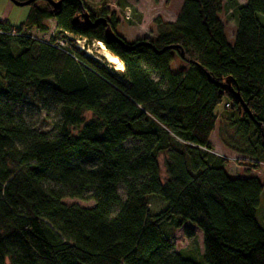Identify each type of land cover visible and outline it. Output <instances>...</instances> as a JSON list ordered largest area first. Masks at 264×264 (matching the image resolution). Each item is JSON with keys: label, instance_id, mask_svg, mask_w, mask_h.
I'll return each mask as SVG.
<instances>
[{"label": "trees", "instance_id": "trees-1", "mask_svg": "<svg viewBox=\"0 0 264 264\" xmlns=\"http://www.w3.org/2000/svg\"><path fill=\"white\" fill-rule=\"evenodd\" d=\"M28 5L19 27L0 21V264H264L255 217L264 181L228 175L210 143L223 118V143L244 156L238 162L264 165V0H229L231 41L221 0H182L174 21L155 19L154 38L130 48L107 41L103 24L72 22L83 0ZM101 17L116 32L113 17ZM48 19L56 37L28 33L46 32ZM64 32L101 41L123 70L71 40L57 47ZM26 91L53 95V133L14 117L9 101ZM152 196L165 207L152 212ZM186 222L202 234L201 262L170 242Z\"/></svg>", "mask_w": 264, "mask_h": 264}, {"label": "rangeland", "instance_id": "rangeland-1", "mask_svg": "<svg viewBox=\"0 0 264 264\" xmlns=\"http://www.w3.org/2000/svg\"><path fill=\"white\" fill-rule=\"evenodd\" d=\"M85 9L98 17L106 15L113 17L116 26V33L124 40L132 43L141 38L152 39L157 34L158 26L154 23L155 19H160L161 22H172L180 9L182 0H83ZM222 1V12L220 17L225 25L228 39L231 38L235 29V17L233 12L228 8L229 0ZM239 3H244L246 0H235ZM30 6L15 5L10 0H0V18L8 25L19 27L27 17ZM129 10V18H126L125 12ZM48 29L46 32H40L35 29H30L29 34L43 40H50L58 35L54 19L46 21ZM103 50L108 51L106 47ZM101 48L91 47L85 54L91 60H96L99 64L104 65L108 70L118 73L123 69H117L107 61L103 55ZM112 54L110 51H108ZM114 55V54H112ZM176 67H184L185 65L176 57L174 62ZM171 66H173L171 64ZM24 97L19 102L11 103L9 106L13 109V115L16 119H21L33 130H41L48 133H53V124L58 120V104L53 95L48 93L40 95L32 91H26ZM4 100L0 104H4ZM222 106H218V111ZM86 118L90 117V113L85 114ZM225 120L219 118L215 128L210 135V143L212 145L211 152L223 158L225 170L232 177H246L256 175L260 180L264 181V165H260L257 169H248L246 165L238 162L243 158L240 153H236L228 148L223 139L227 134L231 133L225 125ZM130 144V143H129ZM160 164V179L164 181L165 172L163 167V157H159ZM120 197H124V190L120 185L118 187ZM150 200V209L152 212L157 211L162 206L165 207V201L159 196H152ZM162 200V201H161ZM63 201L67 204H75L78 206H90L93 201L78 198H64ZM163 202V203H162ZM256 220L264 229V194L260 196L259 205L255 213ZM170 242L172 247L177 252H186L182 255L189 257L197 262L202 261V234L194 226L189 223H184L176 228L171 235ZM189 253V254H187ZM200 254V255H199Z\"/></svg>", "mask_w": 264, "mask_h": 264}, {"label": "water", "instance_id": "water-1", "mask_svg": "<svg viewBox=\"0 0 264 264\" xmlns=\"http://www.w3.org/2000/svg\"><path fill=\"white\" fill-rule=\"evenodd\" d=\"M33 0H25V1H11L12 3H14L15 5H27L30 2H32ZM50 3L52 5H54L55 7H57L59 5V2H53L50 1ZM81 20V22L84 24L85 27H93L97 24H103L104 25V37L107 41L109 42H113V43H117L122 47H126V48H130L131 44L129 42H127L126 40H124L119 34H117L114 30H112V28L109 26L108 22H106V19L104 17H97L94 20H91L89 17V13L86 9H83V11L75 16L72 20V22L75 24L77 22H79ZM149 44V42H137V44ZM224 87H229V81H226V84H224ZM230 91L234 94V96H236L239 99V95L236 91H234L233 89L230 88ZM243 107L246 109V107L243 105ZM247 110V109H246Z\"/></svg>", "mask_w": 264, "mask_h": 264}, {"label": "built area", "instance_id": "built-area-1", "mask_svg": "<svg viewBox=\"0 0 264 264\" xmlns=\"http://www.w3.org/2000/svg\"><path fill=\"white\" fill-rule=\"evenodd\" d=\"M129 10H126L125 15L126 18H129ZM68 40H71L73 42V45L80 51H82L84 54L85 52L91 48V47H99L103 50V43L98 40L94 39H88L85 36L73 34L70 32H64V38H57L55 40V45L59 48H62L66 45V42ZM86 55V54H85Z\"/></svg>", "mask_w": 264, "mask_h": 264}, {"label": "bare ground", "instance_id": "bare-ground-1", "mask_svg": "<svg viewBox=\"0 0 264 264\" xmlns=\"http://www.w3.org/2000/svg\"><path fill=\"white\" fill-rule=\"evenodd\" d=\"M102 53L105 56V58L107 59V61L109 63L113 64L115 66V68H117V69H123L124 68L122 62L115 55H112L108 51H105V50H103Z\"/></svg>", "mask_w": 264, "mask_h": 264}, {"label": "crops", "instance_id": "crops-1", "mask_svg": "<svg viewBox=\"0 0 264 264\" xmlns=\"http://www.w3.org/2000/svg\"><path fill=\"white\" fill-rule=\"evenodd\" d=\"M0 21H1V22H4V20H3L2 18H0Z\"/></svg>", "mask_w": 264, "mask_h": 264}, {"label": "flooded vegetation", "instance_id": "flooded-vegetation-1", "mask_svg": "<svg viewBox=\"0 0 264 264\" xmlns=\"http://www.w3.org/2000/svg\"><path fill=\"white\" fill-rule=\"evenodd\" d=\"M81 21V20H80Z\"/></svg>", "mask_w": 264, "mask_h": 264}]
</instances>
